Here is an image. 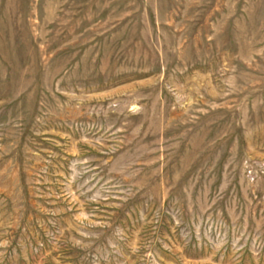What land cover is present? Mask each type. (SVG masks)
Returning <instances> with one entry per match:
<instances>
[{"label": "rangeland", "instance_id": "rangeland-1", "mask_svg": "<svg viewBox=\"0 0 264 264\" xmlns=\"http://www.w3.org/2000/svg\"><path fill=\"white\" fill-rule=\"evenodd\" d=\"M0 264H264V0H0Z\"/></svg>", "mask_w": 264, "mask_h": 264}]
</instances>
